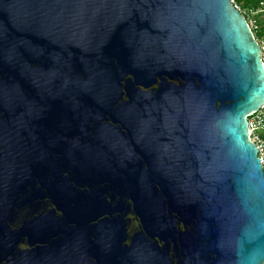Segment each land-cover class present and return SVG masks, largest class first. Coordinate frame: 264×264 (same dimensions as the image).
Segmentation results:
<instances>
[{
	"label": "water",
	"instance_id": "1",
	"mask_svg": "<svg viewBox=\"0 0 264 264\" xmlns=\"http://www.w3.org/2000/svg\"><path fill=\"white\" fill-rule=\"evenodd\" d=\"M263 106L232 0H0V264H264Z\"/></svg>",
	"mask_w": 264,
	"mask_h": 264
},
{
	"label": "built area",
	"instance_id": "2",
	"mask_svg": "<svg viewBox=\"0 0 264 264\" xmlns=\"http://www.w3.org/2000/svg\"><path fill=\"white\" fill-rule=\"evenodd\" d=\"M232 1L235 4V0ZM235 5L237 8L240 9V7L237 4ZM258 10L264 12V0L259 1ZM251 27L252 29H257V26H254V24H251ZM261 47L264 54V46L262 44ZM248 121H249L251 139L257 145L258 156L261 159V164L264 168V106L259 111L249 116Z\"/></svg>",
	"mask_w": 264,
	"mask_h": 264
},
{
	"label": "rangeland",
	"instance_id": "3",
	"mask_svg": "<svg viewBox=\"0 0 264 264\" xmlns=\"http://www.w3.org/2000/svg\"><path fill=\"white\" fill-rule=\"evenodd\" d=\"M260 1V0H259ZM253 5L252 0H244L239 3V7L242 10L241 12L247 16V20L250 24H254L259 28L260 43L264 46V31H261L260 28L264 27V12L261 10L251 9ZM264 57V54H263Z\"/></svg>",
	"mask_w": 264,
	"mask_h": 264
},
{
	"label": "snow or ice",
	"instance_id": "4",
	"mask_svg": "<svg viewBox=\"0 0 264 264\" xmlns=\"http://www.w3.org/2000/svg\"><path fill=\"white\" fill-rule=\"evenodd\" d=\"M254 110H255L254 107H249V108L246 109L245 113L240 114L241 139L243 141V148H244V151L246 153V158H250L249 159V163L254 168V170L258 171L259 164H258V161L256 160V151H257V149L255 147H253L251 144L248 143V141H247V126L244 125V123H243L244 115L247 114V112H252Z\"/></svg>",
	"mask_w": 264,
	"mask_h": 264
},
{
	"label": "trees",
	"instance_id": "5",
	"mask_svg": "<svg viewBox=\"0 0 264 264\" xmlns=\"http://www.w3.org/2000/svg\"><path fill=\"white\" fill-rule=\"evenodd\" d=\"M243 1L244 0H235V4H237L239 6V3L243 2ZM252 2H253V5H252L251 9L258 10V8H259V0H252ZM246 18H247V16H246ZM258 30H259L258 27H257V29H253V31H254V33L256 35V38L260 41V36H259V33H258L259 31ZM260 30L264 31V27H261Z\"/></svg>",
	"mask_w": 264,
	"mask_h": 264
}]
</instances>
